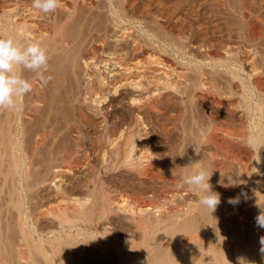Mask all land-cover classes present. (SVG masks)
Masks as SVG:
<instances>
[{
  "label": "rangeland",
  "instance_id": "rangeland-1",
  "mask_svg": "<svg viewBox=\"0 0 264 264\" xmlns=\"http://www.w3.org/2000/svg\"><path fill=\"white\" fill-rule=\"evenodd\" d=\"M113 1L112 0H106V1L101 0L96 6H94V8H91V9L87 8V10H85L84 8L80 10L79 14L76 17L77 21L76 19H75L76 22L73 21L75 25L72 22L68 28L71 34H75L79 32V30L83 26L84 27L86 26L85 28L83 27L84 29L89 28L93 30H99V28H101V26H103L104 24L106 26V24L109 21L108 20L109 18H119L120 19L119 21L122 20L124 22L123 23L121 21L123 23L122 24L123 27L127 28L129 26L127 28L128 32L133 34L134 37L136 36V38L137 37L138 39L140 38L141 40L140 42L142 43L143 46L147 48L148 47L153 48L152 50L156 53L154 54L157 60L159 59L158 60L159 62H161V60L163 63L164 61L168 62V65L171 67V70H172L171 74L173 71L178 73V74L176 73L174 74L173 72L174 75L172 74L173 75L172 77L175 78L174 83L176 84V85L174 84L175 93L173 92L174 88H170V90L168 91L167 89L163 88L162 85H159V89H160L159 94L163 92L161 94L163 95L161 96L162 104H163L161 106V108L163 107L161 112H162V115L164 116L156 115L157 117L154 116L152 118H148L149 120L146 119V123L149 129L147 130L149 131L148 132L149 133L148 139L150 140L149 146L151 148L152 155H149L150 158L148 157L147 158L148 160L147 159L143 160L144 165L146 164L145 165L146 170L141 172V171L136 170L133 167L131 168L130 166L123 164L121 159L120 160L114 159L116 161H113V159L111 158V155L108 154L109 152H107L108 149L105 148L107 149L105 150L98 144L96 140L97 136L96 134H94L93 127L97 125V122L99 120L91 121V118H88L89 116L86 115L85 111L83 110V106L80 105L82 104L80 103L82 102L81 99H83L82 97H84L83 96L84 95L83 94L84 93V82L80 78V76L72 72L70 69H66L64 65L61 66V64H58V63L54 65L53 67H51V69L56 68L58 71L56 69L55 70L49 69V71H47L48 70V67H47V70H45L44 72V76L46 79L48 77H50V79H48L47 83L44 84L45 85L44 94L46 96L44 95L45 96L44 102L41 105L42 109L39 110V113H35V115L30 114V115L25 116L24 114H22L21 118L18 120V123H19L18 130L21 131L22 126L25 127V128L23 127L24 129H22L21 131L22 135H20V137L22 136L24 138L23 139L21 137L23 141V147H24V150L26 149L25 150L26 152H29L32 150L34 146L33 141H35L36 136L39 133H42L45 128L49 127L50 125H53L54 134H52L47 139L45 147L43 146L44 148L42 147L40 150H38L39 152H37L35 155V158L36 157L38 158L36 159L34 158L32 162L34 163L36 160L37 163L40 162L39 163L40 165L37 164L36 162H35L36 165L35 163L32 164L31 176L33 175L32 176L33 179L30 178V181H29V187L30 185L31 187L28 188L29 191L27 190L28 193L25 194L28 197L24 195V199H25L24 206L27 209V211H29L27 212V216L29 215L28 219H30L28 220V222H30L28 223L29 225L28 228L30 230L31 226L33 225L32 226L33 231L30 230L33 240L35 239L36 241L40 242L38 243L35 241L36 242V243L34 242L35 245L37 244L40 247L42 245L41 248L44 250L46 254H48V256H51L53 254L54 249L57 248L59 244H61L62 246L66 245L67 243L66 240L73 239L75 237L76 231L71 230L70 232V230H68L69 227L68 228L62 227V230H61V226L59 225V222L58 220H56L57 218L54 215L55 212L61 206H63L66 201L69 204V203H72V201L75 199L76 200H79V199L83 200L84 198L92 199V193H91V189L93 188L92 173L90 169L87 167L79 168L76 171L77 173H73V174L70 173V175L67 174L66 175L67 177L66 176L64 177L63 182L66 185L63 184V182L62 184L65 186V189H66L65 191L67 192H65L66 194L64 196L62 195L61 197L65 199L60 198V196L54 192L55 191V189L53 188L54 186L53 187L49 186L50 177H51L50 171L52 170V167L55 165H58V163L59 164L61 163V160H60L61 152L65 150L71 143L73 144V137H72L73 135L70 133V126L73 123H77V124L80 123L79 125H80V128L83 127L81 129L83 130L82 134L84 135V136L81 135V137L83 136L82 137L83 140L81 139L79 141V144H81L80 145L81 150H83V152L87 154L88 159H90L89 161L91 162V164H93V167H98L100 164H105L107 171L105 170L103 172L99 185L103 184L102 187L105 189L106 193L109 192V196H111L113 199H118L124 205L126 204L125 205L126 207H128L129 205V208L135 206L138 203H142L143 201L147 200L146 203L151 205L150 212L152 215H154L155 213H157L158 211L162 209L163 210L170 209V207L171 209H174L175 211L176 210L180 211L181 209H183L184 211H180L181 215L182 214L184 215V213L191 211L189 214L186 215L185 218L183 217V219H181V217L176 215L175 216L176 218L174 217L169 220H166V219L162 220L161 224L160 223L158 224V228L151 233L150 236H152V238L149 237L151 238L149 239V245L151 248L153 247L152 249L154 252L153 255H155V259L156 257L160 258L161 256L163 257H165V255L168 256L169 254L171 259H173L174 257H175L174 258L175 260L178 259L175 264H182V263L183 264L184 263L185 264H195V263L196 264H252V263L253 264H264V252L261 251V248L264 247V245H261V242H260L261 237H264V228H261L256 224V217L260 214L262 207L264 208V201L262 200V198H264V194H263L264 190L262 192V189H264V146L261 147L260 145L254 144L255 145L254 147V145H249L248 143L249 138H254V137L256 141L264 140V130H262L259 127L260 126L259 123L260 122L263 123L264 120L261 118L260 113H257L255 117V114H251L250 112H248L243 102V100L245 101L244 95L248 94L249 98H251V96H254V99H255L254 101L256 102L259 99L258 97L259 95L257 93L251 95L252 93L250 92H246V93L242 92L243 84H248L249 82L252 81L251 78H249L250 75L248 74V71H247L248 69L246 68V66L245 67L243 66V69L246 68V70L243 71V69L240 68V64L238 62L235 63L234 67L232 66L230 67L229 64L220 65L219 60L211 56L213 55V53L216 52V53H219V55L221 56L224 55L225 57L224 56L222 57V60H224L228 58V56H231V55L235 56L234 49L240 48L243 46L242 49L240 48L242 51L245 48L244 50H248L251 53H253L255 57H258L256 60L260 64L256 67L259 68L260 70L264 68V62H263L264 55H262L264 54V37H263L264 36V30H263L264 29V26H263L264 25V0L262 1L261 0H256V1L255 0H250V1L245 0L247 3L252 4V6L251 5L250 6L253 8L254 14H253V17L246 16V20H245L246 22L242 21L243 22L242 25L240 24V20L238 19V17L235 16V12L233 11L234 9L232 8V6H235L234 4H238L239 2L238 0H232V1L231 0H223V1L222 0H133V1L127 0L126 1L127 3L125 2V4L121 5L123 7L118 6L119 10L115 7ZM255 16L258 18H256ZM258 19L260 21H257ZM93 20H94V23H92L93 27L92 26L90 27L91 22H93ZM261 22H263V24ZM155 24L158 25L159 27L156 26ZM246 26H248L249 28H251L252 26L253 29L252 28L249 29ZM75 27L79 30L76 31ZM255 27H256V31L254 29ZM83 28L82 30H84ZM258 29L259 31H257ZM248 30L249 31L252 30V31L249 33ZM260 31L261 33L263 32L262 33L263 36L262 34L259 35ZM173 36L175 37V39ZM179 36L180 37L182 36L180 38L181 40L179 39ZM253 36L257 37V39L259 37L258 40L260 41H258ZM261 36L263 39L260 38ZM248 37L250 38L253 37V38L249 39ZM173 39L175 41H173ZM147 40L150 42H148ZM176 42L177 43L184 42L185 45L182 44L181 46L180 45L181 43L177 44ZM149 43H152V44H149ZM148 45H151V46H148ZM183 46H186V47H183ZM234 46L235 47L238 46V47L234 48ZM180 47H183V48H180ZM251 49L254 52L251 51ZM224 50L226 51L225 54H224ZM232 52L234 53V55ZM206 53L209 55H207ZM166 57H168V59ZM216 61H218V63ZM167 62L165 63L167 64ZM261 62L263 64H261ZM216 63L219 65H217ZM60 66L61 67L64 66L63 69ZM224 66H227V67H224ZM241 69L244 73L241 71ZM201 70L204 73L201 72ZM182 71H185V74H187V76L189 75L188 76L189 78L191 77L190 80L187 76L186 77L188 79H185L186 78L185 74H183L184 72ZM199 74L201 76L203 75L205 76L204 78L207 80L206 82L209 81L208 82L209 84L207 83L205 86L207 91H204V92L200 91V92L193 93L192 92L193 89L189 87L191 86V83L195 81L196 77L201 78ZM194 75H195V78H194ZM235 75L238 77H236ZM178 77H180L181 81L177 80L179 79ZM181 78H183L184 81H182L183 79ZM197 80L199 81L200 79H197ZM240 80H242V82H240ZM262 80L264 84V78ZM178 82L182 85L184 84V87L182 88H185V89L179 88ZM187 82L189 83V85H185V84H188ZM182 85H180V87ZM211 85L215 87H212ZM79 86L83 88L80 87L81 88L80 89ZM237 88H238V91H237ZM189 89L191 92L189 91ZM211 89H215V90H211ZM176 90H177V93H176ZM181 90L182 92L183 90H185L188 94L185 93V91L181 93ZM212 91H214L215 93ZM164 93L166 94L164 95ZM240 93L241 95L245 93L244 95H242L243 99H241L242 97L240 96ZM77 94H79L80 96ZM191 94H193L194 96L195 94H200L204 98L203 100L202 99L199 100V98L197 97L194 98L193 95L191 96ZM194 99H198L199 102H197L196 100L195 102ZM204 99L205 100L207 99L206 102ZM214 99L215 101H213ZM210 102L213 105H211ZM217 103L219 104L216 105ZM229 103L230 104L232 103V104L230 105ZM204 104L206 105L205 107L202 106ZM221 104L226 105V106H222ZM207 105L209 106L208 108H206ZM79 106L82 108H80ZM239 106H242V107H239ZM214 107H218L219 110L221 108L222 110V111L220 110L221 113L218 111L217 108L216 110ZM231 107L236 113L233 112L232 109H230ZM234 107H236L237 109L236 108L234 109ZM226 108H228L229 110ZM230 110L232 112H230ZM165 114L167 115L168 118L166 117ZM250 119L252 120L250 121ZM239 120L240 121L242 120V121L240 122ZM253 121L255 124L252 123ZM215 122L216 123L218 122L219 126H217L218 129L214 130V128H217L216 125H218ZM85 124L89 126H86ZM212 124L213 126L211 127ZM220 125L222 127L221 130L223 129L227 133V135L224 133L223 130H222L223 131L222 133L224 134L218 132L220 130L219 129ZM253 125L255 127V130L253 129L254 128ZM90 126L93 130L90 128ZM207 126H209V128L211 129L214 127L212 129L213 131L211 132V129L207 128ZM207 129L210 131H208ZM215 131L217 133H215ZM244 139H246L247 143L246 142L244 143ZM64 165L75 167L76 163L72 161ZM201 168L205 169L210 174L213 173L210 179L212 190L220 194V203L217 206L216 210L212 213H210L209 210L205 208L204 206H202L199 202L200 197L203 194L200 193L199 190L196 189L195 187H189L188 185L184 183V178L187 177V175L190 176ZM48 175H50V177ZM37 176L38 177L40 176L39 177L40 180ZM42 176L43 178L48 177L47 180L46 178L43 179ZM42 180H44L43 183H42ZM84 185L85 186L87 185L88 187L86 186L87 187L86 188ZM106 188L108 189L107 191H106ZM7 190H8V187L6 186L1 193V188H0V201L3 202V204L2 202H0V206L3 205L2 207L3 208L5 207L4 209L0 207L1 208L0 214L3 218L2 219L3 221L1 220L2 221L1 225H3L2 227L5 230L6 227L4 228V226H6L7 224V227H8L7 229H9L7 230V232L13 235L14 233L12 232L15 231L14 236L17 234V237H18V232L15 228L16 212L12 208V206L10 207L6 203V201L8 200V196L6 194ZM259 191L261 192V194ZM66 195H68L69 197ZM236 197H239L238 203L229 204L227 202L229 198H236ZM2 198L3 200H1ZM62 199L64 202L62 201ZM4 204L8 206L7 210ZM177 207L178 209H176ZM10 208L11 210L9 211ZM10 214L12 216H10ZM33 215H36L37 217ZM41 215H43V217H41ZM4 216H6L7 221ZM178 217H179V222L178 220H175V219H178ZM32 218L34 219L32 220ZM37 218L40 220H36ZM10 220H12L13 222ZM185 220H186V223H185ZM35 221H38V222H35ZM4 222H7V223L5 224ZM11 223L12 224L14 223L13 224L14 227ZM176 223L177 224L179 223V225L177 226ZM82 224H87V222L84 221L82 222ZM88 225L89 226L83 230L84 235H81L79 237V240L81 242L82 240L84 242L86 241L84 249L89 255H93V254L95 255L97 253V250L94 247L100 246L102 244L100 243V241L103 242V240H101L99 237V231H102V226L111 229V231L113 230L114 234L118 237L120 242H125L129 244L130 240H136L137 242L141 240V237H140L141 235H138L140 233L135 229V227L132 224L127 222L122 217H111L110 219H108V222L103 221L98 226L99 228L97 232L95 231L94 229L95 227L93 225H90V224ZM34 227L36 230L34 229ZM90 231L91 233L97 234L96 236L97 238L95 237V239L92 240L91 243L89 241ZM67 232H68V235H67ZM185 232H188V233H185ZM245 232H248L247 234L250 235V240L248 244L245 243L244 239L242 240L244 234H246ZM5 233H6V230H5ZM34 233H36L37 235ZM70 233H72L73 235ZM14 236H12L11 238V235H10L9 237L10 239H13L16 237ZM189 236L191 237V239ZM38 237L39 239H37ZM63 237H65L64 238L65 242L62 240ZM183 238L187 240L189 239L190 244L192 242L193 243L191 245L190 244L182 245L185 240V239L183 240ZM179 239H182V241H180ZM61 240L63 241V243ZM173 241L176 242V245H174L175 243ZM51 249H53V251ZM192 249H195V250H192ZM37 250H39V248ZM37 250L34 249L33 251L32 249L33 252L30 253L31 251H28L27 249L29 254L32 256L30 257V255H28V259L26 260H22V259H24L27 256V253H28L27 251H26L25 257L22 258L21 260L20 259L14 260L13 258L12 259L13 261L9 260L10 263L8 262V260H6L4 263L5 264H15V263L16 264L18 263L19 264H51V261H49V259L45 257L41 253L40 250L39 251ZM177 250H180V251H177ZM47 251H49V253ZM199 255L200 256L203 255V256L199 257ZM192 256H193V259L190 258ZM41 257L43 259L45 257V259L47 260L45 259L43 260ZM188 258H190L191 261ZM195 258L196 259L198 258L197 262ZM185 259L186 261H184ZM97 261L98 260H96V262ZM150 262L152 264V262L154 263V260L152 259V261Z\"/></svg>",
  "mask_w": 264,
  "mask_h": 264
},
{
  "label": "bare ground",
  "instance_id": "bare-ground-1",
  "mask_svg": "<svg viewBox=\"0 0 264 264\" xmlns=\"http://www.w3.org/2000/svg\"><path fill=\"white\" fill-rule=\"evenodd\" d=\"M100 1L101 0H60V7L57 9V11L55 13L42 15V14H40L37 10H35L32 7V0H0V38H5L6 39V38L11 37L14 40L18 41L20 44H22L24 47H26L29 43L39 42V43H41L42 46H44L47 49V55L49 57V59H48V70L46 69L47 71H49V69H51V67H53L54 65H56L58 63V64H61V66L64 65L66 69H70L72 72L78 74L80 76V78L84 82V93H83L84 97H82L83 99H81L82 102H80V101H78V102L82 103L80 105L83 106V110L85 111L86 115L89 116L88 118H91V121L99 120L95 127L92 126L94 130L90 126V128L94 131V134H96V136H97L96 140H97L98 144L102 148H104V149L107 148L108 149L107 152H109L108 154L111 155V158L113 159V161L121 159L123 164L128 165L131 168L133 167L136 170L143 172V171L146 170L145 169V167H146L145 165L146 164L144 165V161L143 160L147 159L149 157V155H152L151 154L152 151H151V148L149 146L150 145V140L148 139V134H149L148 132L149 131H147L149 129H148V125L146 123V119L152 118V117H154L156 115L157 116L158 115L159 116L160 115L164 116V115H162V112H161L162 108H163V107L161 108V106L163 105L162 104V97H161L163 95H161V94L163 92L161 94H159V91H160L159 85H162L163 88L167 89L168 91L170 90V88H174V90L172 89L173 92H174L176 84L174 83V79L175 78L172 77V76L175 73L176 74H178V73L173 71L174 74L172 72V74H173L172 75L171 74L172 70H171V67L168 65V62L164 61V60H163L164 63L162 62V60H161V62H159L158 61L159 59L157 60V58L155 56L156 53L152 50L153 48L152 47H148L147 48V47L143 46L142 43L140 42L141 41L140 38L138 39V37L136 38V36L134 37L133 34L128 32L127 28L129 26L127 28L123 27L122 24L124 22L122 20L121 21L123 23L121 21H119L120 20L119 18H109L108 19L109 21L106 24V26L104 24L103 25L104 27L101 26V28H99V30H93V29H89V28L88 29L87 28L84 29L86 26L85 27L83 26L84 28L81 27V29L79 30V29H77L75 27L76 29L75 28L74 29L76 31L79 30V32H77L75 34H71V32H70V30L68 28H69L70 24L73 21H75V19L77 21L76 17L79 14L80 10H82L84 8H85V10H87V8H90V9L94 8V6H96ZM126 1L127 0H114L113 3L115 5V7L118 9L122 4H125ZM238 1H239L238 4H234L235 6H232V8L234 9L233 11L235 12V16L238 17V19L240 20V24L242 25L243 22H246L245 21L246 20V16H252L253 17L254 10L251 7L252 4L247 3L245 0H238ZM233 3H234V1H233ZM121 7H123V6H121ZM128 8H129V6H128ZM89 14H90V12H89ZM256 18H258V17H256ZM247 20H249V19H247ZM87 21H89V20H87ZM257 21H260V20L258 19ZM84 23H86V22H84ZM87 23H89V22H87ZM92 23H94V20H93V22H91L90 27L92 26ZM261 23L263 24V22H261ZM81 24H80V26H81ZM262 24H261V26H262ZM74 25H75V23H74ZM249 25H251V24H249ZM156 26H158V25H156ZM248 26H246V27L249 28ZM82 28L84 30H82ZM251 28H252V26H251ZM251 28H249V29H251ZM254 29L256 31V27ZM150 31H152V30H150ZM239 31H241V30H239ZM248 31H247V33H248ZM251 31H249V33ZM257 31H259V29ZM229 32H231V31H229ZM171 33H169V34H171ZM262 33L260 31L259 35L262 34ZM256 36H258V35H256ZM262 36H263V34H262ZM262 36L260 38H262ZM181 37L179 36V39ZM248 38L252 39L250 37H248ZM254 38L257 39V37H254ZM174 39H175V37H174ZM174 39H173V41H175ZM258 39H259V37H258ZM258 41H260V40H258ZM148 42H150V41H148ZM148 42H147V44H148ZM184 42L181 43V44L179 42L178 43L182 46V44L185 45ZM144 43H146V42H144ZM152 43H149V44H152ZM187 43H188V41H187ZM238 45H240V44H238ZM148 46H151V45H148ZM183 47H186V46H183ZM183 47H180V48H183ZM236 47H238V46H236ZM236 47L234 46V48H236ZM242 47H240V48L242 49ZM240 48L234 49L235 56H232V55L228 56V58H226L224 60H222V57L224 56L223 54H222L223 56H221V55H219V53L215 52V53H213V55H211V54L210 55L213 56L214 58H217L219 60L220 65L229 64L230 67L231 66L234 67L235 63L238 62L240 64V68L243 69V66L244 67L246 66V68L248 69L247 70L248 74L250 75L249 78H251L252 81L251 82L248 81L249 82L248 84H243L242 92H245V93L246 92H250V93H252L251 95L257 93L259 95L258 96L259 99L256 102V101H254L255 100L254 96H251V98H249L248 94L244 95L245 93H243L242 95L245 96V101L243 100V102H244L245 108L248 110V112H250L251 114H255V117H256L257 113H260L261 118L264 120V84H263V80H262L264 78V68L262 70H260L259 68L256 67V66H258L260 64L256 60L258 57H255V55L253 53H251L250 51L244 50L245 48L243 49V51ZM205 51H206V49H205ZM251 51H253V50L251 49ZM225 52L226 51L224 50V54H225ZM255 52H257V51H255ZM229 53H231V52H229ZM207 55H209V54H207ZM233 55H234V53H233ZM262 55H264V54H262ZM256 56H258V55H256ZM166 58L168 59V57H166ZM165 62H167V64ZM216 62L218 63V61H216ZM256 63H257V65H256ZM261 64H263V63L261 62ZM217 65H219V64H217ZM63 67H61V68L63 69ZM224 67H227V66H224ZM228 68H229V66H228ZM246 68H244L243 71H245ZM53 69L55 70L56 68H53ZM53 69H51V70H53ZM242 69H241V71H242ZM17 71H18V73L20 75H22V77L24 79H27L29 82L33 83V91L28 93V94H26V95H24V96H22V97H20V98H18L17 103H18L19 106L15 110L0 108V188H1V193H2L3 189L6 186L8 187V190L6 192V194L8 196V200L6 201V203H7L8 206H10V207L12 206V208L16 212V214H15L16 215L15 216V218H16L15 228H16V230L18 232V237H17V234L15 235L16 237L14 236L15 231L12 232V233H14L13 235L9 234V232H7V230H9V229H7L8 228L7 224H6L7 222H4L6 224V226H4V228L6 227V229H5L6 233H5V230L2 227L3 225H1V222L3 221L2 220L3 218H2V216L0 214V264H3L6 260H8V262H9V260L11 261L13 258H14V260L15 259H20L21 260L22 258L25 257L27 249H28V251H31L30 253H32L34 251V249L37 250L38 248L41 251V253L45 257H47L49 259V261H51V264H99V263L100 264H103V263L104 264H151L150 261H152V259L154 260V263L152 262V264H175L178 259L175 260L174 259L175 257L173 259H171L169 254H168V256L165 255L166 258L161 256L160 258L156 257V259H155V255H153L154 254L153 249H152L153 247L151 248L150 245H149V239L152 238V236H150V235H151V233L154 230H156L158 228V224L159 223L161 224L162 220H164V219H166V220L172 219L176 215L181 217V219H183V217L185 218L186 215L189 214L191 211L190 212L188 211V212L184 213V215L183 214L181 215L180 211H184L183 209H181L180 211H178V210L175 211L174 209H171V207H170V209H166V210L162 209V210L158 211L157 213H155L154 215H152L151 212H150L151 211V205L146 203L147 200L146 201L142 200L143 201L142 203H138V204H136L133 207L130 206L131 208H129V205H128V207H126L125 206L126 204L124 205L118 199H113L111 196H109V192L106 193L105 189L102 187L103 184L99 185L100 184V179L102 178V174L106 170L105 164H100L99 163L100 165L98 167H93V164H91V162L89 161L90 159H88L87 154L85 152H83V150H81V147H80L81 144H79V141L82 139V137L84 135L82 134L83 130L81 128H83V127L80 128V125H79L80 123L79 124L73 123L70 126V133L73 135L72 136L73 137V144L71 143L65 150H63L61 152V154H60L61 163L60 164L58 163V165L54 164L55 166L52 167V170L50 171L51 177H50V175H48L50 177L49 186L50 187L54 186L53 187L55 189L54 192L57 195H59L60 198H63L61 196L62 195L64 196L66 194L65 192H67V191H65L66 189H65V186L63 185V184H65L63 182L64 177L67 174L70 175V173H72V174L73 173H77L76 171L79 168L87 167V168L90 169V171L92 173V181H93V188L91 189L92 199H86V198H84L83 200L82 199H79V200L75 199V200L72 201V203H69L70 205L66 201L65 202L66 205L64 204L63 206H61L55 212L54 215L57 218V219L56 218L55 219L58 220L59 225L61 226V230H62V227H67V228L69 227L68 230H70V232H71V230H75L76 231L75 237L73 239L66 240L67 241L66 245L62 246L61 244H59L58 247L56 245L57 248L54 249V252H53V254L51 256H48V254H46L44 252V250L41 248L42 245H41V247L39 245H37V244L35 245V243L38 242V241H36L35 239L33 240V237H32L31 231H30V230H32V226H33L32 223L34 221L31 223L32 226H31V229L29 230L28 223H30V222H28V220H30V219H28L29 215L27 216V212H29V211H27V209L24 206V200H25L24 199V195L26 193H28L27 190H28V188L31 187V185L29 187V181H30V178H32V176H33V175L31 176V174H32L31 173V167H32V164H34L36 162V160H35V162L32 163L34 158H35V155H36L37 152H39L38 150H40L43 146L45 147L47 139L54 133H53V125H50L49 127H47L48 126L47 125L48 123H47L46 124L47 128H45L42 133H39V134L37 133L38 135L36 134L37 136H36L35 141L32 140L34 142V146L32 145L33 146L32 150L29 151V152H26L25 151L26 149L24 150L23 141H22L23 137L21 136L22 137L21 138L20 135H22L21 131L25 127L22 126L21 131H19L18 130V125H19L18 120L21 118L22 114H24L26 116V115H30V114H34L35 115V113H39V110L42 109L41 105L44 102V97L46 95L44 94L45 85L42 84L36 78V72L24 69L22 66L19 67L17 69ZM42 71H43V73L45 72V70H42ZM182 72H184L183 74H185V71H182ZM201 72H203V71L201 70ZM67 73H69V72H67ZM209 73H210V71H209ZM186 76H187V74H185V77ZM187 77L185 79L189 78V77L188 78ZM204 77H205L204 75L201 76V78H199V77L197 78L196 77L197 79H200L198 81L195 78V75H194V78H195L196 82L194 81V82L191 83L190 87L188 86L189 88L193 89L192 90L193 93L200 92V91L201 92L207 91L205 86H206V84L209 81L206 82L207 80ZM236 77H238V76H236ZM178 78L179 79H177V78L176 79L181 81L180 77H178ZM190 78H189V80H190ZM194 78H192V79H194ZM58 79H59V77H58ZM181 79H183V78H181ZM182 81H184V79ZM240 82H242V80H240ZM180 85H182V84L179 83V86L178 85L177 86L179 88H181V89H185V88H182V87H184V84L181 87H180ZM185 85H189V83L185 84ZM81 86H83V85H81ZM81 86H79V88ZM162 86H160V87H162ZM212 87H215V86H212ZM81 88H83V87H81ZM73 89H74V87H73ZM215 89H211V90H215ZM184 91L185 90H183V92ZM189 91H190V89H189ZM237 91H238V88H237ZM183 92L181 90V93H183ZM212 92H214V91H212ZM176 93H177V90H176ZM185 93H187V92L185 91ZM79 94H77V95H79ZM165 94L166 93H164V95ZM192 95L193 94H191V96ZM213 95H215V94H213ZM238 95H239V93H238ZM242 95L240 93V96L242 97L241 99H243ZM193 97L194 98L197 97V98H199V100H201V99L203 100V98H204L200 94H195V96L193 95ZM195 100L197 102H199L198 99H194V101ZM206 100H205V102H206ZM213 101H215V99ZM211 102H212V100H211ZM211 102H210V104H211ZM216 102H217V100H216ZM51 104H52V102H51ZM218 104L219 103H217L216 105H218ZM211 105H213V104H211ZM240 105H242V104H240ZM244 105H243V107H244ZM202 106L205 107L206 105L204 104ZM222 106H226V105H222ZM208 107L209 106L207 105L206 108H208ZM239 107H242V106H239ZM80 108H82V107H80ZM214 108L218 109V107H214ZM235 108L236 107H234V109ZM224 109H225V107H224ZM226 109H228V108H226ZM230 109H232V107ZM220 110H221V108H220ZM220 110L218 109V111L221 113L222 110L221 111ZM243 110H245V109H243ZM230 112H232V111L230 110ZM233 112H235V111L233 110ZM49 113H50V111H49ZM234 115H233V117H234ZM249 116H250V114H249ZM252 116H254V115H252ZM260 116H258V117H260ZM82 117H84V116H82ZM166 117H167V115H166ZM226 120H228V119H226ZM251 120L252 119H250V121ZM20 122H22V121H20ZM57 123H59V122H57ZM208 123H210V122H208ZM247 123H249V122H247ZM252 123H254V121ZM252 123H250V124H252ZM87 124H88V122H87ZM87 124H85V125L89 126ZM216 124H218V125H216V127L219 126L218 122ZM259 124H260L259 127L262 130H264V122L263 123L260 122ZM212 126H213V124L211 125V127ZM253 127H254V125H253ZM207 128H209V126H207ZM221 128L222 127L220 125L219 129L221 130ZM41 129H42V127H41ZM209 129H211V128H209ZM212 129H211V132L213 131ZM215 129H218V127L214 128V130ZM253 129L255 130V127ZM220 130L218 131L220 133H222L224 131L223 129H222L223 131L222 130L220 131ZM225 130H226V128H225ZM250 130H251V128H250ZM208 131H210V130H208ZM216 131H215V133H217ZM57 132H58V130H57ZM151 132H153V131H151ZM224 133L227 135V133L225 131H224ZM224 133H222V134H224ZM88 134H89V132H88ZM81 135H83V136L81 137ZM253 136H254V134H253ZM245 142H246V139H244V143ZM255 144L256 145H260L261 147H263L264 146V140L256 141ZM254 147H255V145H254ZM107 149H105V150H107ZM160 155H161V153H160ZM157 157H159V156H157ZM36 158H38V157H36ZM106 159H107V157H106ZM114 159H116V160H114ZM58 160H59V158H58ZM72 161L76 163L75 167H70V166H65L64 165V164L72 162ZM36 163H35V165H36ZM39 163H37V164H39ZM37 168H38V166H37ZM240 168H238V169H240ZM160 177H162V176H160ZM42 178H43V176H42ZM45 178H43V179H45ZM47 178H46V180H47ZM39 180H40V178H39ZM43 181L44 180H42V183H43ZM155 181H156V179H155ZM62 182H63V184H62ZM34 185H36V184H34ZM105 185H104V187H105ZM49 186H48V188H49ZM107 190L108 189L106 188V191ZM263 190L264 189H262V192H263ZM260 194H261V192H260ZM25 196L28 197L27 195H25ZM66 196H68V195H66ZM63 199H65V198H63ZM63 199H62V201H63ZM1 200H3V198ZM262 200L264 201V198H262ZM0 202H2V201H0ZM2 204H3V202H2ZM173 204H174V202H173ZM262 204H263V202H262ZM2 206H0V207H2ZM8 206H6V210L8 209ZM40 209H42V208H40ZM176 209H178V207ZM10 210H11V208L9 209V211ZM4 213H6V212H4ZM178 214H180V215H178ZM37 215H38V213H37ZM10 216H12V215L10 214ZM10 216H8V217H10ZM33 216L37 217L36 215H33ZM4 217L6 218V216H4ZM41 217H43V215H41ZM111 217H122L127 222L132 224L135 227V229L140 233L138 235H141L140 236L141 240L137 242L136 240H130L129 239L130 240L129 244H127L125 242H120L118 237L114 234L113 230L111 231V229L102 226V231H99V237H100L101 240H103V242L100 241V243H102V244L100 246H98V247H94L97 250V253L95 255L94 254L93 255H89L86 252V250L84 249L86 241L84 242L81 239L82 240V242H81L79 240V237L81 235H84L83 230L86 227L89 226L88 224H90V225H93L95 227L94 229L97 232V230L99 228L98 226L103 221L108 222V219H110ZM179 217H178V219H175V220H178V222H179ZM33 219L34 218H32V220ZM36 220H40V219L37 218ZM6 221H7V218H6ZM10 221H12V220H10ZM84 221L87 222V224H82V222H84ZM35 222H38V221H35ZM185 223H186V220H185ZM176 225L178 226L179 223L178 224L176 223ZM183 225H184V223H183ZM13 227H14V225H13ZM179 228H181V227H179ZM179 228H177V229H179ZM34 229H35V227H34ZM39 229H41V228H39ZM35 230H34V232H35ZM63 231H64V229H63ZM190 232H189V234H190ZM36 233H34V234H36ZM185 233H188V232H185ZM245 233L246 234H244L242 240L244 239L245 243L248 244L249 240H250V235L247 234L248 232H245ZM8 234H9V236L11 235V238H12V236H14L15 238L10 239ZM70 234H72V233H70ZM67 235H68V232H67ZM85 235H87V234H85ZM181 235H182V233H181ZM96 236H97V234L91 233V231H90V240H89L90 243H91L92 240L95 239ZM65 237H63V239L62 238L61 239L64 241ZM149 237H151V238H149ZM191 237H190V239H191ZM83 238H84V236H83ZM37 239H39V237ZM175 239H176V237H175ZM184 239L185 238H183V240ZM179 240L182 241V239H179ZM63 241H62V243H63ZM189 241H190L189 239L188 240L185 239L184 243L182 245L190 244ZM38 243H40V242H38ZM56 243H57V241H56ZM174 243H175L174 245H176V242H174ZM91 246H92V244H91ZM32 249H33V251H32ZM195 249H192V250H195ZM39 250H37V251H39ZM51 250L53 251V249H51ZM177 251H180V250H177ZM47 252L49 253V251H47ZM157 253H158V251H157ZM28 255H30L29 252L27 253V256H26L27 258L25 257L22 260L28 259ZM31 256L32 255H30V257ZM180 256H181V254H180ZM201 256H203V255H201ZM201 256L199 255V257H201ZM45 257H44V259H45ZM190 258L193 259V256L190 257ZM190 258H188V259L191 261ZM197 259H196V262H197ZM45 260H47V259H45ZM96 260H98L99 262L98 261L96 262ZM184 261H186V259ZM193 261H195V260H193ZM17 262H18V260H17ZM254 263H255V261H254Z\"/></svg>",
  "mask_w": 264,
  "mask_h": 264
},
{
  "label": "clouds",
  "instance_id": "clouds-1",
  "mask_svg": "<svg viewBox=\"0 0 264 264\" xmlns=\"http://www.w3.org/2000/svg\"><path fill=\"white\" fill-rule=\"evenodd\" d=\"M32 7L42 15L55 13L60 7V0H32ZM47 49L39 42L29 43L26 47L13 38H0V108L15 110L19 105L18 98L33 91V83L24 79L17 71L19 67L36 72V78L46 84L48 79L42 70L48 67ZM249 145L256 143L255 138H249ZM213 173L201 168L194 174L184 178V183L195 187L201 195L200 204L210 213L214 212L220 203V194L212 190L210 179ZM229 204L239 202V197L229 198ZM256 224L264 228V208L256 217ZM264 245V237H261ZM264 252V247L261 248Z\"/></svg>",
  "mask_w": 264,
  "mask_h": 264
}]
</instances>
